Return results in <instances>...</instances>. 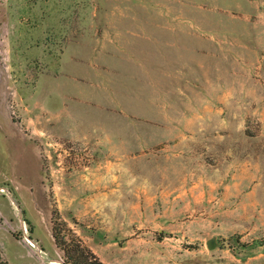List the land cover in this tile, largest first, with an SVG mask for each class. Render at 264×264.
Instances as JSON below:
<instances>
[{
  "label": "rangeland",
  "instance_id": "1",
  "mask_svg": "<svg viewBox=\"0 0 264 264\" xmlns=\"http://www.w3.org/2000/svg\"><path fill=\"white\" fill-rule=\"evenodd\" d=\"M65 247L264 264V0H0V264Z\"/></svg>",
  "mask_w": 264,
  "mask_h": 264
},
{
  "label": "trees",
  "instance_id": "2",
  "mask_svg": "<svg viewBox=\"0 0 264 264\" xmlns=\"http://www.w3.org/2000/svg\"><path fill=\"white\" fill-rule=\"evenodd\" d=\"M53 236L56 244L61 247V239L56 231ZM64 250L69 260V264H104L96 255L86 249L77 250L75 253L67 247H65Z\"/></svg>",
  "mask_w": 264,
  "mask_h": 264
},
{
  "label": "water",
  "instance_id": "3",
  "mask_svg": "<svg viewBox=\"0 0 264 264\" xmlns=\"http://www.w3.org/2000/svg\"><path fill=\"white\" fill-rule=\"evenodd\" d=\"M207 247L209 250L214 251L220 247L219 238L212 237L207 241Z\"/></svg>",
  "mask_w": 264,
  "mask_h": 264
}]
</instances>
